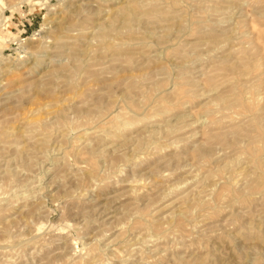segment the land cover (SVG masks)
Segmentation results:
<instances>
[{
    "label": "rangeland",
    "instance_id": "1",
    "mask_svg": "<svg viewBox=\"0 0 264 264\" xmlns=\"http://www.w3.org/2000/svg\"><path fill=\"white\" fill-rule=\"evenodd\" d=\"M0 264H264V0H0Z\"/></svg>",
    "mask_w": 264,
    "mask_h": 264
},
{
    "label": "bare ground",
    "instance_id": "2",
    "mask_svg": "<svg viewBox=\"0 0 264 264\" xmlns=\"http://www.w3.org/2000/svg\"><path fill=\"white\" fill-rule=\"evenodd\" d=\"M34 65V64H33Z\"/></svg>",
    "mask_w": 264,
    "mask_h": 264
}]
</instances>
